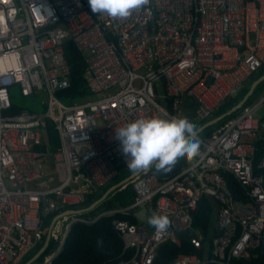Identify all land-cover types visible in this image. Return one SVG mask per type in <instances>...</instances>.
Listing matches in <instances>:
<instances>
[{
	"label": "built area",
	"instance_id": "2783aa9c",
	"mask_svg": "<svg viewBox=\"0 0 264 264\" xmlns=\"http://www.w3.org/2000/svg\"><path fill=\"white\" fill-rule=\"evenodd\" d=\"M67 41L86 63L88 92L77 99L60 97L71 86ZM263 66L264 0H146L125 18L93 13L88 0H0V264H21L41 241L47 217L81 209L87 194L128 169L116 129L150 116L186 122L192 114L197 130ZM14 88L42 111L18 108ZM263 105L264 88L211 133L198 132V153L168 177L143 169L120 187L134 192L125 207L61 216L50 232L59 245L38 264L51 263L74 222L135 217L141 209L145 222L111 221L123 243L115 264H154L158 247L179 245L177 232L187 230L201 256L179 254L168 264L247 257L264 238V176L255 174L264 168V147L254 166L264 144V116L256 117ZM225 173L243 199L233 196ZM203 197L216 203L219 232L206 245L193 228ZM153 218L167 220L168 231L154 234Z\"/></svg>",
	"mask_w": 264,
	"mask_h": 264
},
{
	"label": "trees",
	"instance_id": "16d2710c",
	"mask_svg": "<svg viewBox=\"0 0 264 264\" xmlns=\"http://www.w3.org/2000/svg\"><path fill=\"white\" fill-rule=\"evenodd\" d=\"M64 52L65 58L70 67L71 86L68 89L64 90L62 92L63 94L60 97H73L74 99H77L80 96L86 95L88 92L86 89L84 78L86 63L84 57L78 51L72 41H67L65 43ZM262 69L263 70L260 73V76L264 74V66L262 67ZM263 88L264 86L262 87V89ZM247 90L248 86L245 85L243 87V90L239 91L240 93H237L231 99L225 101L219 107V109H217L213 113L209 120L229 110L239 100L242 99ZM250 103L251 101L249 102V100L246 102V104ZM239 111H236L232 115L225 117L217 124L206 128L201 135H208L220 124L238 114ZM47 130L51 142L55 141L56 133L52 130L51 127H48ZM263 147L264 144H260L259 150L254 160L255 167L259 162V159L261 157V150L263 149ZM255 174H261L264 176V168L255 169ZM120 177L121 174L110 184L90 194H87L82 208L88 207L94 201L98 200L110 186L120 182L123 179V177ZM224 177L226 179L227 186L232 192L233 196L236 199H243L244 193L242 192V188L236 182L234 177L229 173H225ZM133 199L134 192L131 185L128 184L126 187L119 188L113 193L109 194L106 199L97 207L87 213H83L81 217H94L98 215L99 212L125 207L126 205L131 203ZM216 209V203L211 198L203 197L198 203L197 209L193 213V228L198 229L203 234L205 245L207 239L209 240L210 237L219 235V232L215 227V222H213L215 220ZM52 218L53 215L45 219L41 241L35 247V249L21 261V264H25L42 247L46 237L47 227L49 226ZM113 219H125L132 223L136 222L135 217L122 214L104 216L92 224L74 222L70 226L69 232L62 244L60 251L56 254L50 264H115L119 260V257L123 252V243L119 236L111 228V221ZM177 235L179 238V245L171 242L161 244L157 249L154 264H168L179 254H195L201 256L203 250L196 249L190 243V239L194 235L192 230L178 231ZM58 245V242L50 240L45 251L33 264L42 263L47 255L49 256L57 249ZM229 264H264V238L261 241L260 245L257 248L253 249L247 257L233 258L231 259Z\"/></svg>",
	"mask_w": 264,
	"mask_h": 264
},
{
	"label": "clouds",
	"instance_id": "9594fccd",
	"mask_svg": "<svg viewBox=\"0 0 264 264\" xmlns=\"http://www.w3.org/2000/svg\"><path fill=\"white\" fill-rule=\"evenodd\" d=\"M146 0H88L91 12L113 18L128 17ZM121 151L127 157V168L136 173L152 167L159 174H167L180 161L191 160L198 153L200 140L197 130L188 122H169L160 116L138 118L115 130ZM156 235L169 229L167 220L153 218L148 225Z\"/></svg>",
	"mask_w": 264,
	"mask_h": 264
},
{
	"label": "water",
	"instance_id": "95a60500",
	"mask_svg": "<svg viewBox=\"0 0 264 264\" xmlns=\"http://www.w3.org/2000/svg\"><path fill=\"white\" fill-rule=\"evenodd\" d=\"M264 81V74H262L261 76H259L257 79H255L249 86L247 92L245 93V95L242 97L241 100H239L234 106H232L229 110H227L226 112L220 114L219 116L217 117H214L213 119L207 121L206 123H204L201 127H199L197 129V133L200 132L201 130L203 129H206L210 126H213L215 124H217L218 122H220L222 119H224L225 117L227 116H230L232 115L233 113H235L236 111H238L239 109L242 108V106L246 103V101L249 99V97L252 95V93L254 92L255 88L261 83ZM190 108H194L193 105H189ZM186 122H188L189 124H192L193 121H192V114H187L186 116ZM45 139L46 141H48V134L47 132L45 131ZM181 168V164L179 163V165L173 169L172 171L168 172L167 174H158V176L160 178H165V177H168L170 174H173L175 172H177L178 170H180ZM142 171V170H141ZM141 171H138L136 173H132L131 175H129L128 177H126L125 179H123L122 181L110 186L103 194L102 196L94 201L91 205H89L88 207H85V208H81V209H68V210H65L63 211L62 213L60 214H57L55 215L52 220L50 221V224H49V227H48V230H47V233H46V237H45V240H44V243L42 245V247L37 251V253L31 258L29 259L25 264H33L38 258L39 256L45 251L46 247L48 246V243H49V240H50V232H51V229L54 225V223L61 217V216H65V215H78V214H83V213H87L91 210H93L95 207H97L101 202H103L106 197L113 193L114 191H116L117 189H119L120 187L124 186L127 184V182L132 179L134 176H136L137 174H139ZM135 217L142 221V222H145V210L144 209H141L139 210L138 212L135 213Z\"/></svg>",
	"mask_w": 264,
	"mask_h": 264
},
{
	"label": "rangeland",
	"instance_id": "374dc122",
	"mask_svg": "<svg viewBox=\"0 0 264 264\" xmlns=\"http://www.w3.org/2000/svg\"><path fill=\"white\" fill-rule=\"evenodd\" d=\"M263 69L259 70L258 72H256L251 78H249L245 84L248 86L249 88V84H251V82H253L256 78H258L260 76V73L262 72ZM244 84L239 88V91H242L243 90V87ZM264 86V81L261 82L254 90V92L252 93V95L249 97V102L251 101L252 103L254 102H257L259 97H260V94H261V89L262 87ZM240 93V92H239ZM12 96H13V101H14V104L18 107V108H22V109H26V110H32L34 109V111L36 112H41L42 111V108L39 107L37 104H31L30 101L31 99H24L20 96V93L18 92V89L14 88L12 90ZM64 105H69V101L67 100H62L61 101ZM77 102H80L77 101ZM264 116V105L257 111V115L256 117L260 118ZM208 120V119H207ZM199 125L198 122L195 123V125H191L193 126L195 129L196 127ZM123 172L121 173V177H123V179H125L126 177H128L129 175H131L133 172H131L129 169H124L122 170ZM122 179V180H123ZM121 180V181H122ZM215 222V220L213 221ZM214 224V223H213Z\"/></svg>",
	"mask_w": 264,
	"mask_h": 264
},
{
	"label": "crops",
	"instance_id": "0c3cea01",
	"mask_svg": "<svg viewBox=\"0 0 264 264\" xmlns=\"http://www.w3.org/2000/svg\"><path fill=\"white\" fill-rule=\"evenodd\" d=\"M251 83H252V82H251ZM249 86H250V84H249ZM243 87H244V86H243ZM243 87H242V88H243ZM262 90H263V89H262ZM247 101H248V100H247ZM247 101H246V102H247ZM251 103H252V102H251ZM245 104H246V103H245ZM245 104H244V105H245ZM239 110H240V109H239ZM239 110H238V111H239ZM48 227H49V226H48ZM48 227H47V230H48ZM46 233H47V232H46Z\"/></svg>",
	"mask_w": 264,
	"mask_h": 264
},
{
	"label": "bare ground",
	"instance_id": "6f19581e",
	"mask_svg": "<svg viewBox=\"0 0 264 264\" xmlns=\"http://www.w3.org/2000/svg\"><path fill=\"white\" fill-rule=\"evenodd\" d=\"M123 172V171H122ZM107 211V210H106ZM100 213V212H99ZM82 215V214H81ZM57 247V246H56ZM48 256V255H47Z\"/></svg>",
	"mask_w": 264,
	"mask_h": 264
}]
</instances>
